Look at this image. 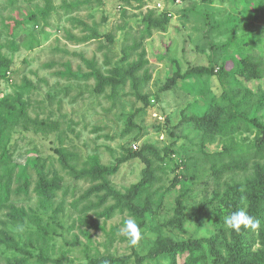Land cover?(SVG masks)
Wrapping results in <instances>:
<instances>
[{"label": "rangeland", "instance_id": "1", "mask_svg": "<svg viewBox=\"0 0 264 264\" xmlns=\"http://www.w3.org/2000/svg\"><path fill=\"white\" fill-rule=\"evenodd\" d=\"M243 1L49 0V16L45 19L39 16L35 23L27 21V17L38 16L46 0H15L13 5H9V0H0L1 54L12 62L10 82L0 83V98L13 96L19 86L28 82L30 91L23 97L28 117L56 122L59 127L57 133L42 135L26 130L18 122L6 130L0 141V152L7 150L10 163L18 166L10 174L11 191L18 187L16 181L23 170L28 182L27 194L12 195L9 203L36 212L46 233L39 240L35 236L37 229L29 219L22 230L8 223L7 211L1 207L0 230L11 232L26 244L29 243L25 236L32 234L34 242L28 246L32 260L43 254L48 260L57 261L56 264H91L89 258L129 257L133 250L144 256L159 235L174 240L210 237L214 233L213 224L224 226L223 202L228 201L224 193L233 187L232 179L243 183L251 170L238 172L235 177L225 173L217 180L213 161L202 150L213 151L215 144L221 146L229 140L218 136L209 140L189 120L192 116H202L209 99L219 98L226 90L225 85L218 77L204 74L178 78V83L170 89H161L177 72L182 74L188 68L214 66L216 72L219 65L230 59L221 46L235 21L241 25L247 22L248 26H242L243 32L240 27L233 31L237 36L246 32L248 43L257 45L253 53L262 56L264 12L254 20L245 18ZM246 1L249 6L245 12L255 13L258 0ZM163 12H167V25L148 29L144 21L161 19ZM108 36L112 43L107 42ZM141 53L147 64L135 74L139 82L136 86L128 79L114 90L107 88L103 94H97L95 81L83 79L91 71L90 62L104 76H110L116 63L124 66L121 61L125 54L126 62H134ZM144 70L148 80L144 79ZM261 89L264 91V85ZM141 97L150 103L145 105ZM252 103L250 116L264 124V101L257 97ZM233 138L236 142L249 143L253 141L254 131ZM133 146L137 148V157L121 160L128 157L127 150H133ZM55 149L71 154L67 165L76 171L94 155L103 166L118 164L108 180L121 193L143 178L145 164L141 156L151 160L158 179L149 190L154 213L147 214L141 228L142 239L136 246H131L121 232L124 223L134 219L130 214L101 217L111 203L92 207L98 202V193L77 203L95 184L72 179L69 170L62 169L57 162ZM215 164L219 170V164ZM40 165L45 168L44 173L58 172L63 179L62 188L68 189L66 194L60 191L50 209H43L33 192ZM7 175L2 167L0 176ZM178 199L185 207L186 216L180 229L171 225L175 223ZM253 248L258 249V243ZM8 252L0 246L2 259ZM128 262L132 264L133 259ZM168 262L167 257H158L143 264Z\"/></svg>", "mask_w": 264, "mask_h": 264}, {"label": "trees", "instance_id": "2", "mask_svg": "<svg viewBox=\"0 0 264 264\" xmlns=\"http://www.w3.org/2000/svg\"><path fill=\"white\" fill-rule=\"evenodd\" d=\"M203 1L208 2V0ZM14 2L15 0H9V5H13ZM243 3L242 15L247 19H257L264 12V0H258L254 7L255 13L253 11L245 12L248 9L249 3L246 0ZM50 11V2L46 0L45 7L39 12L38 16L31 14L27 17V21L37 23V17L40 16L42 19H45L49 16ZM166 13L163 12L161 14V19L152 20L151 18H147L144 23L148 29L152 27L163 28L168 23ZM15 25H12L11 28L14 29ZM242 26H248L247 22L241 25L239 21H235L231 27L230 30L232 31L228 33L229 37L226 39L225 44L221 46L227 58L230 59L226 58L227 60L221 66H218L216 72H214V66L211 68H188L182 74L177 72L161 90L170 89L172 85L178 83V78H181V80L190 79L194 75L200 76L205 74L207 77L216 76L220 81H223L225 85L224 89L226 88V90H223L217 99L215 96H212L209 99L208 108L205 113L202 116H192L189 122H193L195 128L209 140H212L214 136L229 140L228 143L221 146L215 144L213 151L210 149L209 151L206 148L202 150L203 154L213 161L212 169L216 171L214 174L217 180L225 173L235 177L238 175V172H245L248 169L251 170V173L245 176L243 183L236 182L232 179L233 187H228L224 193V195L227 193L226 198L228 201H224V198L222 200L224 201L223 215L225 216L243 207L246 208L250 215L261 222V227L256 231L242 229L240 232H235L225 228L222 224H213L214 233L210 237H189L174 240L171 237L159 235L148 254L144 256L133 250L129 257L89 258L91 264H128L131 258L133 259L132 264H143L148 259L152 260L158 257H167L169 260L167 264H264V124L259 122L254 116H250V111L254 104L252 102L255 98L258 97V99L264 101V91L261 89L264 85V67L261 62V59L263 60L264 50L261 56L262 58L259 56L256 57L253 49L257 45H254L252 42L250 44L248 43L246 40V32L240 36L234 33L233 30L235 27H240L239 29L243 32ZM10 35L12 34L10 33ZM258 35H256V38H258ZM93 37H95L94 34ZM107 42L112 43V38L108 36ZM214 47L212 46V48ZM230 48H232L233 56L228 53ZM132 49H136V46H133ZM138 56V60L126 62L128 55L125 54V57L121 61V63L124 62V66L116 63L109 72L110 76H104L90 62L88 63V67H90L91 71L85 74L83 79H93L95 81L94 92L97 94H103L107 88L114 90L123 85L128 79L136 86L139 82L135 74L143 70L147 64L143 58V53ZM229 65L230 68L228 67ZM11 66V59L1 54L0 46V83L10 82ZM143 73H145L144 79L148 80L149 76L146 74V70ZM17 90L18 92H15L13 96L0 98V141L4 137L6 130L18 122L26 126V130H35L42 135L57 133L59 129L58 123H47L28 117L26 112L27 104L23 100V97L30 91V84L25 82ZM259 92L261 96L257 95ZM140 99L145 102V105L150 103L147 102L145 97H141ZM262 105L264 104L262 103ZM252 131H254L252 142H236L233 138L239 133H249ZM148 149L154 153L153 149ZM54 152L57 154V162L62 169L69 170V175H71L72 179L95 184L83 194L77 203L85 201L91 195L98 193V202L92 205V207H98L108 202L111 203L109 207L105 208L101 217L109 219L116 213L127 212L141 228L146 223L147 214L154 213L149 190L157 183L158 179L155 178V171L152 168L151 160L141 156L145 164L143 178L139 182L131 185L124 193H121L115 190L108 180V177L117 171L118 164L112 167L103 166L99 158L94 155L87 158L81 170L76 171L72 166L67 165L68 159L72 157L71 154L61 149H55ZM127 152L128 157L122 158L121 160H127L134 156L137 157V149L134 151L132 148H129ZM224 160H228L229 162L223 163ZM214 162L219 164V170L216 169ZM249 164H251L250 167ZM2 167L8 175L6 177L0 176V207L6 209L7 213L5 217L8 223L15 224L22 230L26 219H29L37 229L35 236L41 240V234L46 233V228L41 225L40 217H38L36 212L31 209L26 211L24 208H19L13 203H9L12 195L16 196L21 193L26 195L28 192L27 176H25L24 170L18 175L16 181L18 187L14 191H11L12 178L10 174L13 168L18 166L10 163V156L7 150L0 152V169ZM44 171L45 168L43 165L37 167V178L33 192L37 196L40 206L43 209H50L60 191L66 194L68 189L62 188L63 179L58 172L53 170L51 171L53 173H44ZM75 206L76 203H74ZM84 209L86 210V207ZM185 220V207L181 203V200L178 199L175 208V223L173 224L171 222V225L180 229ZM25 239L29 244L16 239L11 232L0 230V246L10 251L8 252L10 254H6L3 259L0 256V263H58L54 260H48L43 254H39L35 260H32V254L28 250V246L33 245L34 242L32 234H27ZM255 243L259 245V248L256 250L253 248Z\"/></svg>", "mask_w": 264, "mask_h": 264}, {"label": "clouds", "instance_id": "3", "mask_svg": "<svg viewBox=\"0 0 264 264\" xmlns=\"http://www.w3.org/2000/svg\"><path fill=\"white\" fill-rule=\"evenodd\" d=\"M223 222L227 229L235 232H240L242 229L256 231L261 227V222L243 207L225 215ZM121 232L131 246H136L142 239V229L134 219H128L122 226Z\"/></svg>", "mask_w": 264, "mask_h": 264}, {"label": "built area", "instance_id": "4", "mask_svg": "<svg viewBox=\"0 0 264 264\" xmlns=\"http://www.w3.org/2000/svg\"><path fill=\"white\" fill-rule=\"evenodd\" d=\"M137 148H136V146H133V150H136Z\"/></svg>", "mask_w": 264, "mask_h": 264}]
</instances>
